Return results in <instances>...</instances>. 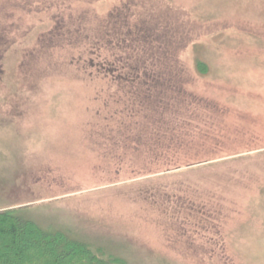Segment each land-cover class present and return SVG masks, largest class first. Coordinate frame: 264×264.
I'll return each instance as SVG.
<instances>
[{
  "label": "rangeland",
  "instance_id": "1",
  "mask_svg": "<svg viewBox=\"0 0 264 264\" xmlns=\"http://www.w3.org/2000/svg\"><path fill=\"white\" fill-rule=\"evenodd\" d=\"M166 30L177 109L111 119L121 93L131 103L124 75L158 62ZM163 148L199 162L170 169ZM12 209L107 264H264V0H0V210Z\"/></svg>",
  "mask_w": 264,
  "mask_h": 264
},
{
  "label": "trees",
  "instance_id": "2",
  "mask_svg": "<svg viewBox=\"0 0 264 264\" xmlns=\"http://www.w3.org/2000/svg\"><path fill=\"white\" fill-rule=\"evenodd\" d=\"M164 58L165 62H173L172 54L166 55ZM160 59L161 57H159L158 62L146 63L141 67L128 70L127 74L124 75V80L133 86L130 88L131 103L130 105L127 104L125 101L126 94L121 93V100L118 101L120 104L116 102L119 105L117 110L106 109V114H113L111 119L117 118L123 121L126 118H138V120H141L139 115L141 111L146 109L147 102L150 101L158 102L154 105L155 110L163 112V114H165L166 109L172 106L173 111L177 109L178 105L175 100L181 96L183 69L181 66L178 69L177 67L162 68L159 64L163 61L161 59L160 62ZM111 67L112 71L114 69L118 72L117 68L112 65ZM108 72V78L110 77L112 82L115 81V76L110 71ZM161 96L163 99H161ZM160 134L162 133L158 131L153 133L156 136ZM163 134L167 136L168 132L166 131ZM200 141H202L201 138ZM203 152L197 154H201L202 157L215 158L220 153L217 150ZM178 153L179 151L172 150V148L162 150L161 155L168 157L169 154H172L175 156L171 157V160L164 165L170 169H184L190 165L178 164V160L185 159L187 162H194L200 159L197 160L198 156H196V159L195 156L189 158L190 155L188 154L178 156L180 155ZM209 153L211 155L215 154L208 156ZM205 154L207 156H203ZM213 160L210 158L209 160L202 159V162ZM198 162H195L193 166ZM17 213V209L0 210V264H107V260L102 258L99 250H93L87 244L71 239L63 233L46 232L36 223L20 218ZM111 259L114 264H121L120 260Z\"/></svg>",
  "mask_w": 264,
  "mask_h": 264
},
{
  "label": "flooded vegetation",
  "instance_id": "3",
  "mask_svg": "<svg viewBox=\"0 0 264 264\" xmlns=\"http://www.w3.org/2000/svg\"><path fill=\"white\" fill-rule=\"evenodd\" d=\"M168 33H171L172 37H163V35L160 33L159 37L157 38L158 39V52H159V56H161V59H162V63H160V67L162 68H165V67H177L180 68V62L176 57V55L178 54V51L176 50L177 47H179V44H178V39H176V34L174 31H169V30H166ZM180 39V38H179ZM120 47H121V44H120ZM173 56V62L170 63V61L168 62H165V56L166 55H171ZM161 59H160V62H161ZM99 67L101 68H106L105 66L103 65H99ZM114 71V74L117 73V71ZM114 76V75H113Z\"/></svg>",
  "mask_w": 264,
  "mask_h": 264
}]
</instances>
